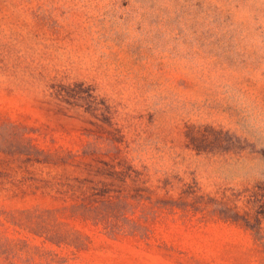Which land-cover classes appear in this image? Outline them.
<instances>
[{"label":"rangeland","instance_id":"obj_1","mask_svg":"<svg viewBox=\"0 0 264 264\" xmlns=\"http://www.w3.org/2000/svg\"><path fill=\"white\" fill-rule=\"evenodd\" d=\"M12 125L36 153L0 151V212L82 242L1 215L13 264H264V0H0Z\"/></svg>","mask_w":264,"mask_h":264},{"label":"trees","instance_id":"obj_2","mask_svg":"<svg viewBox=\"0 0 264 264\" xmlns=\"http://www.w3.org/2000/svg\"><path fill=\"white\" fill-rule=\"evenodd\" d=\"M1 136V135H0ZM2 137V136H1ZM0 142V151H18L27 155H35V148L28 139L19 132V128L11 126L9 133ZM119 212L110 205L94 207L83 212V217L92 219L95 223H102L105 228L110 225V216L116 217ZM5 222L18 227L34 236L43 238L57 245H70L76 248L82 246L77 233H72L58 221L54 211H21L16 213L0 212ZM76 236V238L74 237ZM74 237V238H72ZM24 240H14L4 237L0 233V263L13 264L15 256L21 245L25 247Z\"/></svg>","mask_w":264,"mask_h":264}]
</instances>
